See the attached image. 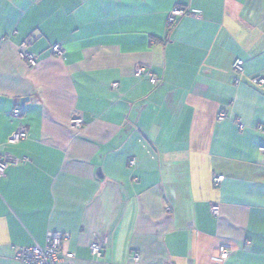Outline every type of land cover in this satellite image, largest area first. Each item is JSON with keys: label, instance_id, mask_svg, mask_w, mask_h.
Listing matches in <instances>:
<instances>
[{"label": "crops", "instance_id": "0c3cea01", "mask_svg": "<svg viewBox=\"0 0 264 264\" xmlns=\"http://www.w3.org/2000/svg\"><path fill=\"white\" fill-rule=\"evenodd\" d=\"M261 78L264 0H0V154L20 161L0 179V264L48 232L70 236L64 264H264Z\"/></svg>", "mask_w": 264, "mask_h": 264}, {"label": "built area", "instance_id": "2783aa9c", "mask_svg": "<svg viewBox=\"0 0 264 264\" xmlns=\"http://www.w3.org/2000/svg\"><path fill=\"white\" fill-rule=\"evenodd\" d=\"M189 15V13L181 6L176 5L168 14L166 26L168 29L172 28L179 18ZM18 57L30 68H34L38 64L37 57L28 52L24 46H19L17 48ZM51 53L54 56L62 57L64 50L59 44H54L51 46ZM233 70L238 74L242 75L244 72L243 62L236 59L232 64ZM134 75L139 78L148 79L149 83L156 84L157 79L151 71V68L148 66H136L134 68ZM256 83L259 85L264 84V80L258 79ZM113 88L116 87V84L112 85ZM22 116V109L20 106L14 107L12 110V117L15 119H20ZM227 116L225 113L220 112L217 115V121H223ZM84 124L83 118L77 114L73 113L70 117L69 126L74 132H79L82 129ZM239 129H243V125L238 120L236 123ZM259 130H263L262 126H259ZM27 138V131L25 126L22 123H19L16 130L8 137L6 145L14 146L19 144L21 141ZM264 152V148L261 149ZM27 160V159H23ZM18 160L10 159L9 157L0 154V179L5 175L6 170L9 166L19 163ZM135 161L131 160L130 165H134ZM224 179L223 176H217L213 179L215 185H218ZM169 211V209H167ZM210 211L212 216L217 217L219 215V206L216 203L211 204ZM70 240L68 234L63 235L59 232H48L46 236V243L43 247L35 245L31 247H19L14 251V258L23 264H64L66 259H72L73 253L65 252L62 249V244L64 241ZM103 244L100 240H94L89 245L90 254L93 258H99L102 255ZM219 258L222 261L228 259L230 251L224 246H220L218 249ZM133 261L137 262L139 260V255L135 254L133 256Z\"/></svg>", "mask_w": 264, "mask_h": 264}, {"label": "water", "instance_id": "95a60500", "mask_svg": "<svg viewBox=\"0 0 264 264\" xmlns=\"http://www.w3.org/2000/svg\"><path fill=\"white\" fill-rule=\"evenodd\" d=\"M27 99H22L20 102H21V104H23L24 103V101H26Z\"/></svg>", "mask_w": 264, "mask_h": 264}]
</instances>
